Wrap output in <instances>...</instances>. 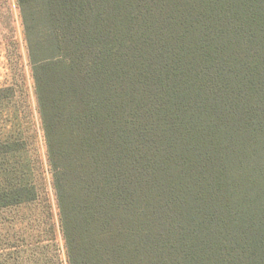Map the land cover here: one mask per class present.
Returning <instances> with one entry per match:
<instances>
[{"label": "trees", "instance_id": "obj_1", "mask_svg": "<svg viewBox=\"0 0 264 264\" xmlns=\"http://www.w3.org/2000/svg\"><path fill=\"white\" fill-rule=\"evenodd\" d=\"M18 2L71 264H264V0Z\"/></svg>", "mask_w": 264, "mask_h": 264}, {"label": "rangeland", "instance_id": "obj_2", "mask_svg": "<svg viewBox=\"0 0 264 264\" xmlns=\"http://www.w3.org/2000/svg\"><path fill=\"white\" fill-rule=\"evenodd\" d=\"M24 184L35 199L0 206V264H71L21 8L0 0V194Z\"/></svg>", "mask_w": 264, "mask_h": 264}]
</instances>
